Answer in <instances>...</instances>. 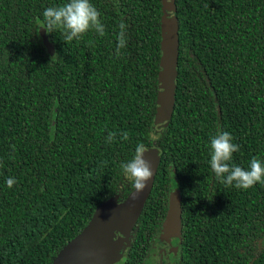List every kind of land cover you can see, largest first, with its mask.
I'll return each instance as SVG.
<instances>
[{
  "label": "trees",
  "instance_id": "obj_1",
  "mask_svg": "<svg viewBox=\"0 0 264 264\" xmlns=\"http://www.w3.org/2000/svg\"><path fill=\"white\" fill-rule=\"evenodd\" d=\"M67 2L0 0V264H52L101 203L131 194L120 164L141 143L161 163L117 264H146L175 195L176 264H264V183L227 186L209 164L221 131L240 146L230 165L264 161V0H176V104L155 139L162 0H90L104 35L65 44L42 13Z\"/></svg>",
  "mask_w": 264,
  "mask_h": 264
},
{
  "label": "water",
  "instance_id": "obj_2",
  "mask_svg": "<svg viewBox=\"0 0 264 264\" xmlns=\"http://www.w3.org/2000/svg\"><path fill=\"white\" fill-rule=\"evenodd\" d=\"M180 24L176 0H162L161 56L158 75L156 113L150 128L155 139L171 122L177 94L180 52ZM44 45L51 54L53 43L42 31ZM144 158L151 165L152 176L143 192L135 190L124 200L108 199L95 210L89 223L57 254L52 264H116L124 257V249L131 245V234L149 199L161 163L157 149L148 148ZM183 241L180 217L166 220L156 246L165 264H176Z\"/></svg>",
  "mask_w": 264,
  "mask_h": 264
},
{
  "label": "clouds",
  "instance_id": "obj_3",
  "mask_svg": "<svg viewBox=\"0 0 264 264\" xmlns=\"http://www.w3.org/2000/svg\"><path fill=\"white\" fill-rule=\"evenodd\" d=\"M42 15L46 32L60 31L65 44L74 39L79 40L90 30H95L101 36L104 35V26L99 19L100 13L90 0H68L63 5L45 8ZM119 28L117 55H119L120 49L126 47L125 30L127 25L123 20L119 24ZM115 136V133L110 132L106 137V142L112 143ZM122 139H128L127 132L122 134ZM232 141L233 136L227 131L218 132L211 137L209 164L214 175L221 183L234 186L237 189L247 190L257 183H264V161L252 158L247 169L229 164L233 153L240 149V146ZM145 152V146L142 143L138 144L134 155L120 164L124 177L131 182L136 194L143 192L152 176L151 165L144 158ZM14 183L13 178H9L7 181L9 187Z\"/></svg>",
  "mask_w": 264,
  "mask_h": 264
},
{
  "label": "rangeland",
  "instance_id": "obj_4",
  "mask_svg": "<svg viewBox=\"0 0 264 264\" xmlns=\"http://www.w3.org/2000/svg\"><path fill=\"white\" fill-rule=\"evenodd\" d=\"M177 195L174 196L173 202L171 204V209H170V214L167 218V220H171L173 217H178L179 216V204L177 202ZM158 247L154 248L152 253L150 254L146 264H159L161 262V255L158 251ZM163 262H161L162 264Z\"/></svg>",
  "mask_w": 264,
  "mask_h": 264
},
{
  "label": "flooded vegetation",
  "instance_id": "obj_5",
  "mask_svg": "<svg viewBox=\"0 0 264 264\" xmlns=\"http://www.w3.org/2000/svg\"><path fill=\"white\" fill-rule=\"evenodd\" d=\"M166 220H167V219H166ZM160 233H161V232H160ZM159 236H160V235H159ZM157 240H158V239H157ZM156 242H157V241H156ZM155 244H156V243H155ZM156 247H158V246L155 245V248H156ZM158 248H159V247H158ZM161 262H163V263L165 264V262H164L163 260H161ZM161 262H159V264H161ZM163 263H162V264H163ZM116 264H117V263H116Z\"/></svg>",
  "mask_w": 264,
  "mask_h": 264
}]
</instances>
